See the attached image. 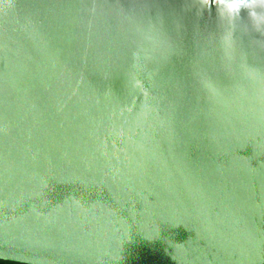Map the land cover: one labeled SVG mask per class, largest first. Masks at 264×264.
I'll use <instances>...</instances> for the list:
<instances>
[{"label": "water", "instance_id": "1", "mask_svg": "<svg viewBox=\"0 0 264 264\" xmlns=\"http://www.w3.org/2000/svg\"><path fill=\"white\" fill-rule=\"evenodd\" d=\"M0 260L264 264V5L0 0Z\"/></svg>", "mask_w": 264, "mask_h": 264}, {"label": "clouds", "instance_id": "2", "mask_svg": "<svg viewBox=\"0 0 264 264\" xmlns=\"http://www.w3.org/2000/svg\"><path fill=\"white\" fill-rule=\"evenodd\" d=\"M210 6L215 3L221 5L227 11L229 16L235 18L239 15L242 9L251 10L256 5H264V0H205ZM250 17L255 20L257 13L255 11H249Z\"/></svg>", "mask_w": 264, "mask_h": 264}, {"label": "trees", "instance_id": "3", "mask_svg": "<svg viewBox=\"0 0 264 264\" xmlns=\"http://www.w3.org/2000/svg\"><path fill=\"white\" fill-rule=\"evenodd\" d=\"M0 264H23V263L0 260Z\"/></svg>", "mask_w": 264, "mask_h": 264}]
</instances>
